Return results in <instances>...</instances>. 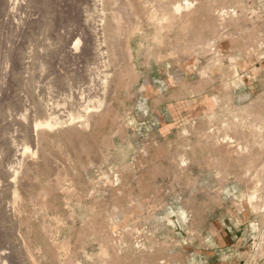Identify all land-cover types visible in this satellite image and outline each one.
I'll list each match as a JSON object with an SVG mask.
<instances>
[{
    "label": "rangeland",
    "instance_id": "rangeland-1",
    "mask_svg": "<svg viewBox=\"0 0 264 264\" xmlns=\"http://www.w3.org/2000/svg\"><path fill=\"white\" fill-rule=\"evenodd\" d=\"M174 1L177 0H117L112 4L106 3L104 7L100 0H0V105L6 100L8 104L5 102L3 105L9 106L8 109L0 106L1 118L5 117V121L0 118V142L4 137L6 139L0 143L3 145L2 149L0 146V161L3 158L5 163L0 162V165L20 170V164L16 163L23 157L20 155V142L27 141L32 150L39 152L36 153L37 160L32 159L33 153L29 152L31 156L25 154L26 170L20 173L16 185L12 182V189L8 175L6 179L4 168L0 167V179H3L0 180V264H196L199 240L195 236L184 239L182 229L197 236L200 230L209 231L223 217L243 215L247 219L252 213L260 216L262 222L260 230L254 226L255 245L262 248L264 175L258 173H263L264 167L259 166V160L248 157L252 156L254 148H264V144L253 142L263 139L264 116L249 112L248 107L237 109L231 98L224 96L221 110L217 113L186 119L176 112L172 127H142L138 123L142 111L140 86L132 57L136 41L143 37L148 55H154L160 62L174 59L178 75L174 84L178 88L188 87L185 78L191 76L190 71H193L191 77L197 78L219 71L226 75L224 91L229 92L235 84L231 74L237 75L249 66L256 74L259 72L257 68L264 66V63H253L264 60V40L256 36L253 46L246 45L249 29L245 24L259 19L260 15L250 0H195L200 3L194 5L192 11L178 16L172 8ZM113 4H117V8ZM145 4L146 7L150 4L149 9ZM220 9L229 13L221 16ZM110 24L115 26L112 41L107 33ZM211 26L213 37L205 45L200 38ZM102 29L106 30L109 40L103 46L104 58L95 59ZM219 38L236 39L240 46L232 51L228 47L219 51L216 49ZM210 40H214L215 46L209 44ZM14 52L18 53L15 57ZM230 56L237 58L229 62ZM214 59L219 61L215 63ZM18 61H22L20 66ZM92 66L102 69H91ZM102 78L108 79L110 85L107 82L105 105L98 109V114H91L90 126L81 131L78 126L65 127L64 123L60 125L64 128L59 126L57 131L48 132L49 136L45 132L40 147L32 142V126L28 124L31 112L36 115L33 102L36 98L33 97L42 93V101H59V120L66 122L68 112L73 107L77 109L75 100H79L80 92L85 90L84 95L91 96L92 92L96 95L102 91L99 86ZM91 80L95 83L89 86ZM75 90L78 91L77 98ZM68 97H71V102ZM12 102H15L14 107H11ZM252 103L262 104L264 100L257 96ZM21 113L26 119L21 118ZM16 120L20 122L19 127ZM3 124L4 127L7 125L5 136L2 135ZM22 125L27 131L30 128L31 137ZM18 128L29 139L25 135L21 137L23 134L19 137ZM227 136L235 139L232 145L223 142ZM130 141L138 143L136 151H131L126 159L115 155L117 149L126 150ZM237 144L242 148L237 149ZM7 156L11 161L6 160ZM183 159L187 162L186 167L182 165ZM32 161L34 166L29 164ZM185 168L195 175H183ZM201 168L244 174H224L219 176V181L207 176V181L202 177L203 181L199 182L197 174ZM253 171L255 175L250 174ZM219 183L231 187L232 191L200 190L204 185L214 188ZM22 184L26 187L23 188ZM13 186L19 188V197L14 198L13 191H10ZM249 194H257L253 203L248 198ZM173 216L174 224L168 225V218ZM186 220L189 223L184 225ZM179 229L180 238H173V231Z\"/></svg>",
    "mask_w": 264,
    "mask_h": 264
},
{
    "label": "crops",
    "instance_id": "crops-1",
    "mask_svg": "<svg viewBox=\"0 0 264 264\" xmlns=\"http://www.w3.org/2000/svg\"><path fill=\"white\" fill-rule=\"evenodd\" d=\"M250 2L260 15L259 19H253L252 22L245 24L249 29L246 35V45L253 46L256 36L260 40H264V0H250ZM210 28L200 38L202 42L204 41L203 44L213 37V28L212 26ZM233 32L238 33L236 30ZM143 40L141 37L133 47L134 67L141 96L142 111L140 121H138L140 126L148 128L172 127L176 112L186 119L202 118L214 111L217 113L221 110L225 94L226 96L229 95L232 105L237 109L248 107L253 114L260 113L264 116V103H252L257 96L264 100V66L258 67L259 72L256 74L251 66L237 75L231 74V80H234L235 84L232 85L229 92L224 91L223 81L226 75L224 76V73L219 71L210 72L209 76L204 78L191 77L193 71H190L191 76L185 78L188 87L182 89L174 84L175 80L178 79L174 59L167 58L166 61L160 62L154 55H148ZM235 40L229 41L219 38L216 40V49L219 51L224 47L230 48L231 51L237 49L240 42ZM253 63L254 65L264 63V60L261 62L253 61ZM253 142L264 144V135L262 140L258 139ZM136 149H138V143L130 141L126 150L117 149L115 155H121L122 158L126 159L132 153L131 151H136ZM248 159L259 160V166L264 167V148L258 149L257 147V150L254 148L252 156ZM260 169L258 168V170ZM183 173L188 177L195 175L189 168H185ZM224 174L242 175L244 173L239 171L223 173L222 169L201 168L197 174L199 177L197 180L200 182L201 178L204 177L207 181L206 177L209 176L219 181V176ZM250 174L255 175L256 173L253 171ZM258 174L264 175V172ZM223 186L224 184L221 183L214 188H208L207 185H204L200 187V190L214 191L220 189L226 193L232 191L231 187ZM167 223L168 225L174 224V216L168 218ZM187 223L189 222L186 220L183 224ZM214 224V227H210L209 231L200 230L197 236L189 230L184 231L182 229L184 239H192L195 236L199 240V251H197L199 258L196 264H264V244L261 249L255 245L256 229L260 230L263 227L260 216L252 213L247 219L243 215H238L236 218L223 217ZM179 233L180 229L173 231V238H180Z\"/></svg>",
    "mask_w": 264,
    "mask_h": 264
},
{
    "label": "bare ground",
    "instance_id": "bare-ground-1",
    "mask_svg": "<svg viewBox=\"0 0 264 264\" xmlns=\"http://www.w3.org/2000/svg\"><path fill=\"white\" fill-rule=\"evenodd\" d=\"M100 1H102V4L104 3V7H105V4L106 3H108V4H112V2L114 1H112V0H105V2H104V0H100ZM129 1V0H128ZM142 1H144V0H142ZM146 1V0H145ZM197 1V0H196ZM199 1V0H198ZM10 2H11V0H10ZM114 2H117V0L116 1H114ZM113 2V3H114ZM42 3V2H41ZM142 3V2H141ZM144 3V2H143ZM149 3H151V2H149ZM198 2H195V0H177V1H174V3H173V6H172V8H173V11H174V13L176 14V15H178V16H182L185 12H187V13H189V10H193V7H194V5H196ZM200 3V2H199ZM198 3V4H199ZM129 4V3H128ZM132 4V3H131ZM48 5H50V4H48ZM47 5V6H48ZM115 5L113 4V7H114ZM116 6H117V4H116ZM114 7V8H117V7ZM126 6H127V4H126ZM131 6V5H130ZM149 6H150V4H149ZM149 6L148 7H146V4H145V7L146 8H148L149 9ZM222 6V5H221ZM44 7V6H43ZM102 7H103V5H102ZM196 7V6H195ZM128 8V7H127ZM170 8V7H169ZM201 8H202V6H201ZM221 8V7H220ZM50 9V8H49ZM154 9H155V7H154ZM165 9V8H164ZM215 9V8H214ZM196 10V9H195ZM198 10V9H197ZM216 10V9H215ZM221 10V9H220ZM47 11V10H46ZM50 11V10H49ZM152 11V10H151ZM155 11V10H154ZM228 12V10H226V9H222L221 10V16L223 15V16H225V14ZM153 13V12H152ZM195 13V12H194ZM215 13V12H214ZM220 13V12H219ZM229 13V12H228ZM156 14V12L154 13V15ZM187 15V14H186ZM190 15V14H189ZM47 16H48V14H47ZM102 16H104V14H102ZM191 16V15H190ZM190 16H188V17H190ZM151 17V16H150ZM153 17H156V16H153ZM164 18H166L165 17V15L163 16ZM227 17V16H226ZM48 18V17H47ZM105 18V17H104ZM107 18V17H106ZM223 18V17H222ZM150 19V18H149ZM155 19V18H154ZM185 19V18H184ZM189 19V18H188ZM191 19V18H190ZM101 20V22H103L104 21V19H103V21H102V19H100ZM151 20V19H150ZM106 21V20H105ZM164 21H166V20H164ZM221 21L223 22V20L221 19ZM46 22H48V20L46 21ZM183 22V21H182ZM186 23V22H185ZM52 24V23H51ZM101 24V23H100ZM114 24V23H113ZM48 25V24H47ZM163 25V24H162ZM108 26V25H107ZM112 26V27H111ZM115 27V26H114ZM113 27V25H111L110 24V26H108V28H107V30H108V34H109V36H110V40H111V38H115L114 36H113V30L115 29ZM49 28H50V26H49ZM102 28H103V26H102ZM136 28V27H135ZM113 29V30H112ZM139 29V28H138ZM185 29V28H184ZM135 30V29H134ZM137 30V29H136ZM160 30H161V28H160ZM106 31V30H105ZM103 29H102V32H101V39H100V43L99 44H97L96 46H97V48H96V50H97V56H96V58L95 59H98V58H102L103 56H104V49H103V46H104V43L105 42H107L108 40H107V38H108V36H106L105 35V32ZM164 32V31H163ZM160 33V32H159ZM169 36H171V35H169ZM215 39H216V37H215ZM96 41H98V40H96ZM112 41V40H111ZM171 41V40H170ZM209 41V40H208ZM212 41H214V40H212ZM211 40H210V42L211 43H209V44H213L212 46H215L214 45V43L212 42ZM204 42V41H203ZM142 43V42H141ZM76 44H78V41L76 42ZM173 44V43H172ZM190 44V43H189ZM195 44H196V42H195ZM206 44H208V42H206L205 43V45ZM186 45V44H185ZM204 45V46H205ZM128 46H129V44H128ZM187 46V45H186ZM189 46V45H188ZM187 46V47H188ZM192 46V45H191ZM211 46V47H212ZM12 47V46H11ZM186 47V48H187ZM197 47H198V45H197ZM172 48V47H171ZM201 48V47H200ZM205 48H206V46H205ZM210 48V47H209ZM9 49V48H8ZM20 49V48H19ZM23 49V48H22ZM21 49V50H22ZM198 49V48H197ZM17 51H18V48L16 49ZM191 50H192V47H191ZM199 50V49H198ZM16 51V52H17ZM20 51V50H19ZM195 51H196V49H195ZM8 52V51H7ZM7 52H6V55H7ZM11 52V51H10ZM16 52H14L15 54H14V57H15V55L16 54H18V53H16ZM25 52V51H24ZM23 52V53H24ZM131 52H132V50H130V55L132 56V54H131ZM21 53V52H20ZM198 53H199V51H198ZM11 55V54H10ZM24 55H26V53L24 54ZM18 57H19V55H17ZM27 56V55H26ZM6 57V56H5ZM11 57H13L12 55H11ZM10 57V58H11ZM17 57V58H18ZM22 57H23V54H22ZM133 57V56H132ZM20 58V57H19ZM104 58V57H103ZM236 58L237 57H235V56H230L229 58H228V60H229V62H233V61H235L236 60ZM8 59V58H7ZM22 59V58H21ZM9 60V59H8ZM18 60V59H17ZM24 60V59H23ZM27 61V63H28V59H26ZM101 60V59H100ZM103 60V59H102ZM5 61H6V59H5ZM14 61H16V60H14ZM20 61V60H19ZM19 61H18V63H19ZM219 60L218 59H214L213 60V62H215V63H217ZM10 62V61H9ZM212 62V63H213ZM7 63H8V61H7ZM20 63H22V61L20 62ZM20 63H19V66H20ZM94 63H96V64H98V62H94ZM103 63V62H102ZM102 63H101V65H102ZM211 63V64H212ZM95 64V65H96ZM25 65V64H24ZM12 66V65H11ZM22 66V65H21ZM4 67V66H3ZM13 67V66H12ZM99 67H100V62H99ZM99 67H95V66H92L91 67V69H95V68H98L99 69ZM7 69V67L5 68V70ZM12 69V68H11ZM20 69V68H19ZM100 69H102V68H100ZM99 69V70H100ZM21 70V69H20ZM20 70L19 71H17V72H20ZM23 71V70H22ZM103 71V70H102ZM104 71H106V70H104ZM2 72H4V70L2 71ZM10 72H12L11 70H10ZM14 72V71H13ZM90 72H91V70H90ZM89 72V73H90ZM98 72V71H97ZM100 72V71H99ZM107 72V71H106ZM105 72V73H106ZM109 72V71H108ZM203 72H206V70H204ZM22 73V72H21ZM96 73V72H95ZM94 73V74H95ZM103 73V72H102ZM104 73V74H105ZM5 73H3V75H4ZM20 74V73H19ZM18 74V75H19ZM97 74V73H96ZM95 74V75H96ZM109 74V73H108ZM21 75V74H20ZM90 75V74H89ZM98 75V74H97ZM107 75V74H106ZM106 75H104V76H106ZM93 76V75H92ZM100 76V75H99ZM98 76V77H99ZM103 76V77H104ZM21 77V76H20ZM97 77V76H96ZM108 77V76H107ZM23 78V77H22ZM109 78V77H108ZM88 79H90V77L88 78ZM92 79H93V77H92ZM103 79V81H100L101 82V84L99 85L100 86V91L101 92H99V91H97V92H99V94H96V95H94L95 93L94 92H92L91 90L92 89H90V92H92L93 93V95L91 94V96H88L87 94L86 95H84L85 94V90H84V88H83V90L84 91H82V92H80L81 93V96H79L78 95V91H76V90H78V88L76 89V88H74V89H76L75 91L77 92H75L76 94H75V97H76V95L77 96H79V100H75V103H76V101H77V105H76V107H77V109L75 108V107H73L69 112H68V115H67V111H66V115L68 116V118L66 119L67 121L66 122H63L64 121V119H62V120H59L60 118H59V114L57 113V106H58V103H59V101H58V103L56 104L55 103V100L53 101V102H51V101H47V99H46V101H42V99H41V97L40 96H42L41 94L42 93H40V96H39V94L37 95V96H39V97H33L32 95H30L29 97H33V98H36V100L35 99H33V98H31V100L34 102V110H35V112H36V115H35V113L34 112H31V114H32V116H34V118L33 117H31V114H30V121L32 122H29V124L28 125H31L32 127H31V134H32V137H33V139L35 140H33L32 142L34 143V142H36V145H37V147H40L41 146V144H42V142H41V140H43L42 139V135L44 134L45 135V132H47V134H48V132H55V131H57L58 130V127L60 126V125H64V123H66L64 126L66 127L67 125H68V127L69 126H78V128L80 127L81 128V131H83L82 129L83 128H85V127H87L89 124V122H90V118H92L91 116V114L92 113H96V114H98L99 113V111L100 110H98V109H100V108H102V105H105V103H104V99H105V97H104V95H105V93H106V91H107V89H106V87H107V85L109 84V82L107 81L108 79H106V78H102ZM17 80V79H16ZM19 80H20V78H19ZM13 81V80H12ZM96 81V80H95ZM25 82H28L27 80L25 81ZM24 82V83H25ZM89 82V81H88ZM94 82V80L92 81L91 80V82L90 83H88L89 84V86H90V84L91 85H93L92 83ZM100 82H98V83H100ZM107 82H108V84H107ZM85 83H86V81H85ZM95 83V82H94ZM98 83H96V87H97V84ZM18 84V83H17ZM84 84V83H83ZM87 84V83H86ZM86 84H84L85 86H86ZM110 85V84H109ZM227 85H229V83L227 84ZM4 86V85H3ZM28 86V85H27ZM81 86V85H80ZM85 86H82V87H85ZM95 86V85H94ZM98 86V87H99ZM31 87V86H30ZM79 87V86H78ZM87 88H88V86H86ZM23 88H25V87H23ZM69 88V87H68ZM73 88V87H72ZM90 88V87H89ZM148 88H151V86H148ZM35 89V88H34ZM70 89H71V87H70ZM73 89V90H74ZM25 90V89H24ZM28 90V89H27ZM30 90V89H29ZM95 90H97V88L95 89ZM70 92V91H69ZM74 92H73V94H74ZM86 92H88V89H87V91ZM25 93H26V91H25ZM33 93V92H32ZM51 93V92H50ZM28 94H30V92H28ZM4 95V94H3ZM12 95V94H11ZM36 94H35V92H34V96H35ZM48 96V95H47ZM69 96H71V95H69ZM225 96H226V94H225ZM229 96V95H228ZM11 97H13V95L11 96ZM26 97H27V95H26ZM107 97V96H106ZM4 98V97H3ZM7 98V97H6ZM5 98V99H6ZM16 98V97H15ZM37 98H38V100H37ZM46 98V97H45ZM47 98H49V97H47ZM69 98V101L71 102V97H68ZM77 98V97H76ZM8 99H11V98H8ZM17 99H19V98H17ZM41 99V100H40ZM51 99H53L52 97H51ZM71 99V100H70ZM23 100V99H22ZM31 100H30V102H31ZM44 100V99H43ZM8 101V100H7ZM12 101V100H11ZM20 101H21V98H20ZM57 101V100H56ZM66 100H64V102H65ZM1 102H2V100H1ZM0 102V103H1ZM4 103L6 102V100L5 101H3ZM29 102V101H28ZM28 102H26V104L28 103ZM74 102V101H73ZM73 102H72V104L71 105H73ZM4 103H2V105L4 104ZM7 103V102H6ZM15 103V102H14ZM14 103L12 102V105H11V107L13 106H15L14 105ZM104 103V104H103ZM8 104V103H7ZM6 104V107H7V109H8V105ZM21 104H23V103H21ZM32 104V103H31ZM30 104V105H31ZM2 105H0V106H2ZM9 105H10V103H9ZM27 105H29V104H27ZM69 105H70V103H69ZM17 106V105H16ZM60 106V105H59ZM61 106H64V105H61ZM74 106H75V104H74ZM5 106L3 105V108H4ZM5 107V108H6ZM25 107V106H24ZM31 107V109H32V107H33V105L32 106H30ZM68 107H70V106H68ZM104 107V106H103ZM3 108H2V110H3ZM18 108H19V106H18ZM62 108V107H61ZM64 108V107H63ZM74 108L77 110H74ZM11 109H13V108H11ZM27 109V108H26ZM248 109V111L250 112V108H247ZM21 110V109H20ZM33 110V111H34ZM65 110V109H64ZM0 111H1V107H0ZM7 111V113H8V110H6ZM11 111V110H10ZM10 111H9V113H10ZM14 111V110H13ZM12 111V112H13ZM24 112H25V110H23ZM58 111H60V110H58ZM74 111V112H73ZM76 111V112H75ZM242 111V110H241ZM27 112H28V109H27ZM98 112V113H97ZM215 112V111H214ZM244 112V111H243ZM248 112V113H249ZM2 113H3V111H2ZM6 113V114H7ZM23 113V112H22ZM21 113V115H22V119H23V117H24V119H26L25 117L26 116H23V114ZM34 113V114H33ZM101 113V112H100ZM13 114V113H12ZM18 114H20V113H18ZM62 114H63V112H62ZM10 115H11V113H10ZM14 115V114H13ZM12 115V116H13ZM64 115V114H63ZM94 115V114H93ZM1 116H2V114L0 115V118H1ZM6 116V115H5ZM8 116H9V114H8ZM8 116H7V118H8ZM16 117H17V113H16V115H15ZM66 116V117H67ZM96 116V115H95ZM19 117V116H18ZM28 117V116H27ZM61 117V116H60ZM215 117V116H214ZM5 118V117H4ZM2 119L1 118V120H4L5 121V119ZM9 118H10V116H9ZM8 118V119H9ZM13 118L15 119V117L13 116ZM63 118H64V116H63ZM18 119H20V117L18 118ZM28 119V118H27ZM0 120V123H2V121ZM3 121V122H4ZM22 121V120H21ZM11 122V121H10ZM12 122H14V120L12 121ZM18 122H19V120H16L15 121V123H17L18 124ZM24 122H27V121H24ZM243 122V121H242ZM262 122V121H261ZM260 122V123H261ZM31 123V124H30ZM8 124H10V123H8ZM19 124H20V122H19ZM19 124H18V127H19ZM23 125H26V123L24 124V123H22ZM228 124V123H227ZM242 124V123H241ZM262 124H264L263 122H262ZM22 125V126H23ZM257 125V124H256ZM3 126V132H4V129H5V127L7 126L6 124H5V127H4V124L2 125ZM64 126H62L63 128H64ZM90 126V125H89ZM226 126V125H225ZM258 126V125H257ZM27 127H30V126H27ZM61 127V126H60ZM61 127V128H62ZM229 127V126H228ZM238 127V126H237ZM0 128H2V127H0ZM16 128V127H15ZM20 128H22V127H20ZM23 128H24V130L26 129V126L24 127L23 126ZM80 128H79V130H80ZM89 128V127H88ZM91 128V127H90ZM235 128H236V125H235ZM239 128V127H238ZM260 128H261V126H260ZM263 128V127H262ZM6 129H8V127L6 128ZM11 128H9V130H10ZM30 129V128H29ZM29 129H28V131H29ZM237 129V128H236ZM254 129H256V127L255 128H253V130ZM259 128L257 127V130H258ZM18 130H19V128H18ZM89 130V129H88ZM1 131V132H2ZM11 131H12V129H11ZM14 131H16V130H14ZM27 131V129H26V132H28ZM73 131V130H72ZM233 131H234V128H233ZM7 132H10V131H7ZM19 132V137H20V134L22 135L23 134V132L24 131H22V133L20 132V130L18 131ZM255 132V131H254ZM6 132H4V133H2V135L4 134V136L6 135L5 134ZM25 133V132H24ZM57 133V132H56ZM1 134V133H0ZM46 134V135H47ZM239 134V133H238ZM1 135V136H2ZM9 135V134H8ZM24 135L25 134H23V136H21V137H24ZM28 136H30L29 135V132H28V134H27ZM27 135H25V136H27ZM51 135V134H50ZM55 135L56 134H54V138H55ZM235 135H236V132H235ZM13 136H16V135H13ZM12 136V137H13ZM28 136H27V139H29L28 138ZM48 136H49V134H48ZM19 137H17V139L19 140ZM31 137V136H30ZM2 137H0V139H1ZM10 138H11V136H10ZM9 137L7 138V139H10ZM26 138V137H25ZM24 138V139H25ZM46 138V137H45ZM57 138V137H56ZM219 138V137H218ZM11 139H13V138H11ZM223 139H225L223 142L224 143H227V142H229V143H231V145H232V143H234L235 142V139L232 137V136H227V137H225V138H223ZM223 139H221V140H223ZM6 139H5V137H4V141H5ZM17 140V141H18ZM23 140V138L21 139V141ZM26 140V139H25ZM31 140H32V138H31ZM3 140H1V142H2ZM4 141H3V143H4ZM30 141V140H29ZM0 142V143H1ZM263 142V141H262ZM8 143V142H7ZM9 143H10V140H9ZM8 143V144H9ZM12 143V142H11ZM15 143V142H14ZM31 143V142H30ZM32 143V144H33ZM2 144V143H1ZM35 144V143H34ZM10 145V144H9ZM17 145V144H16ZM19 145H20V148H19ZM18 145V148H19V150H21L20 152H21V154L20 155H23V157L21 158L20 156V158H18V159H20L19 161H17L16 163L19 165L20 164V166H21V168H20V170H19V168H18V170H17V165L15 166L16 167V169H13V170H11V167H10V165H8L9 167H5L4 168V166L3 165H0V167L2 166V170H3V168H4V172H6V174H5V177H6V179H7V175H8V180H9V182H11V184H10V188L12 189V182H15V184L14 185H16V181L20 178V173L21 172H23V171H25L26 169H25V165H24V163H25V158H26V155L25 154H27V153H33L32 155H33V158L32 159H36L37 160V158H36V153H37V151H36V149H31V145L29 144V143H27V141L26 142H20V144ZM36 145H35V148H37L36 147ZM0 146H2L1 147V149L3 148V145H0ZM235 146V144H233V147ZM237 146H238V144H237ZM236 146V147H237ZM15 148V147H14ZM13 148V150H15ZM238 148H242V146H238L237 147V149ZM246 148V147H245ZM6 149V148H5ZM9 149H10V146H9ZM12 150V151H13ZM31 150H32V152H31ZM38 150H40L39 148H38ZM244 150V149H243ZM11 151V152H12ZM18 151V150H17ZM15 152V151H14ZM239 152V151H238ZM242 152V151H241ZM1 153V152H0ZM16 153V152H15ZM29 153V154H30ZM247 153V152H246ZM17 154V153H16ZM37 154H39V152L37 153ZM233 154V153H232ZM2 155V154H1ZM6 154H4V156H5ZM14 155V154H13ZM29 156H31V154L29 155ZM40 156V155H39ZM38 156V157H39ZM14 157H15V155H14ZM31 158V157H30ZM184 158V157H183ZM7 159H9L10 160V158H8V156L6 157V160ZM12 159V158H11ZM16 159V158H15ZM14 159V160H15ZM2 160H3V158H2ZM2 160L0 161L2 164H5V163H3L2 162ZM5 160V161H6ZM35 160V161H36ZM11 161V160H10ZM29 161H30V159H29ZM39 161V160H38ZM7 162V161H6ZM250 163H251V161H249ZM249 162H247L248 164H249ZM264 162V161H263ZM11 163V162H10ZM14 163H15V161H14ZM34 162L32 161V163L31 162H29V164H33ZM36 163H38V162H36ZM13 164V163H12ZM26 164V163H25ZM27 164H28V162H27ZM251 164H253V163H251ZM263 164V163H262ZM182 165H187V162H186V160H184L183 159V163H182ZM254 165V164H253ZM27 166V165H26ZM33 166H34V164H33ZM247 166V165H246ZM246 166H245V168H246ZM250 166V168H251V165H249ZM186 167V166H185ZM247 169V168H246ZM11 170V171H10ZM3 172V171H2ZM13 173V174H11V173ZM26 173V172H25ZM28 173V172H27ZM248 173V172H247ZM258 173V172H257ZM24 174V173H23ZM117 175V174H116ZM3 177H4V175H3ZM4 177V178H5ZM104 177V176H103ZM1 178H2V175H1ZM23 178V177H22ZM21 178V179H22ZM115 178V177H114ZM106 179V178H105ZM118 179V178H117ZM0 180H3V179H0ZM5 180V179H4ZM103 180V179H102ZM114 180V179H113ZM109 181V180H108ZM115 181V180H114ZM118 181V180H117ZM1 182V181H0ZM7 182V181H6ZM24 182V181H23ZM119 182V181H118ZM3 183V182H2ZM5 183V182H4ZM8 183V182H7ZM18 183V182H17ZM6 184V183H5ZM20 184V183H19ZM112 184V183H111ZM114 184V183H113ZM7 185V184H6ZM23 185V184H22ZM22 185H21V187H22ZM117 185H118V183H117ZM9 186V185H8ZM7 186V187H8ZM19 186V185H18ZM6 187V188H7ZM26 187V185L24 186L23 185V188H25ZM113 187V186H112ZM257 187V186H256ZM6 188H4V189H6ZM9 188V187H8ZM13 190H10V191H13V193H14V198H16V197H19L21 194H20V190H19V188H17V186H16V188H15V186H13ZM22 188V189H23ZM3 189V188H2ZM21 189V190H22ZM7 191H9V190H7ZM12 193V194H13ZM251 193V192H250ZM247 194V193H246ZM247 196V195H246ZM257 194H249L248 195V198H249V200L251 201V203H253V201H254V199H256L257 197ZM0 197H2V196H0ZM242 199H243V197H242ZM241 199V200H242ZM15 201H16V199H15ZM14 202V201H13ZM12 202V203H13ZM12 203H10V204H12ZM250 203V202H249ZM0 206H1V204H0ZM255 206V205H254ZM2 209V208H1ZM0 209V210H1ZM4 209V208H3ZM3 211V210H2ZM27 211V210H26ZM7 213V212H6ZM3 214V213H2ZM4 214H5V212H4ZM7 215H8V213H7ZM1 216V215H0ZM3 219H4V217H2ZM3 223V222H2ZM6 223H7V221H6ZM2 228V227H1ZM6 228V227H5ZM1 230H3V229H1ZM6 232V231H5ZM5 232H4V234H5ZM10 232V231H9ZM3 234V233H2ZM7 235H9V234H7ZM6 235V236H7ZM8 238V237H7ZM6 238V239H7ZM1 239H2V242H3V238L1 237ZM10 238H8V240H9ZM12 239V238H11ZM6 241V240H5ZM5 243H8L7 241L5 242ZM3 244H4V242H3ZM2 244V245H3ZM10 244V243H9ZM1 245V244H0ZM4 246H5V244H4ZM4 248V247H3ZM3 251V250H2ZM2 253V252H1ZM1 263H2V261H1Z\"/></svg>",
    "mask_w": 264,
    "mask_h": 264
}]
</instances>
